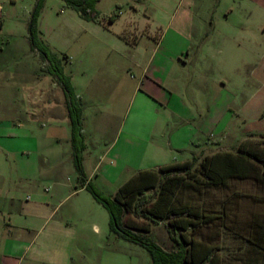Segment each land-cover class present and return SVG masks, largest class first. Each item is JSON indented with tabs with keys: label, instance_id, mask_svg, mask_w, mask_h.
Listing matches in <instances>:
<instances>
[{
	"label": "rangeland",
	"instance_id": "obj_1",
	"mask_svg": "<svg viewBox=\"0 0 264 264\" xmlns=\"http://www.w3.org/2000/svg\"><path fill=\"white\" fill-rule=\"evenodd\" d=\"M37 2L0 0L4 16L0 19V26L4 23L0 33V153L19 172L5 178L0 206L13 211L11 194L16 192L19 210L25 203V212L31 214L29 203H46L35 212L46 214L48 210L54 212L55 221L67 219L75 231L66 234L76 233V237L72 241L73 255L66 258V264H152L145 247L111 232L108 211L89 192L72 194L80 186L75 177L71 124L46 119L32 124L23 111L27 95L23 93L33 87L49 88L55 101L64 97L45 61L31 51L27 25ZM97 10L99 22H89L64 0H44L38 20L41 41L61 60L72 85H77L74 91L86 124V168L96 164L122 134L149 138L160 119L169 118L164 138L168 149L169 142L186 146L191 138L201 141V149L209 153L216 149L236 150L238 142L245 138L264 141V0H102ZM112 16L117 18L115 23L109 21ZM164 33L169 48L175 53L184 50L188 60V67L177 74L181 81L174 85L176 96L167 108L142 93L143 89L141 94L136 93L141 79L131 64L138 41L143 49H148ZM145 54L137 59L148 57ZM18 75L22 78L16 79ZM55 127L67 129L70 141L49 139L48 131L58 133L53 130ZM30 134L35 138H30ZM155 147L132 149L128 160L120 162L127 163L126 178L159 168H153L159 156ZM187 156L188 151L182 150L178 160L184 161ZM58 170L66 173L60 179V192L53 183V174L51 178L48 175ZM89 182L108 197H113L121 186L104 180L101 172ZM241 184L236 185L246 193L256 192L251 181ZM234 186L235 183L231 190L207 188L199 200L208 209L216 207L231 198ZM156 192H148L150 200ZM190 195L187 193L188 198ZM251 206L250 202L243 204L245 211ZM23 222H27L26 218ZM41 224L35 221V231L26 237L35 236ZM205 231L213 236L216 228ZM151 237L163 247L171 246L166 221L153 226ZM44 239L45 235L40 240L43 250L66 251V245L43 244ZM222 246L240 251L235 262L250 260L247 250L241 252L245 244L236 242L228 233L220 242ZM232 259L223 258L224 262Z\"/></svg>",
	"mask_w": 264,
	"mask_h": 264
},
{
	"label": "crops",
	"instance_id": "obj_2",
	"mask_svg": "<svg viewBox=\"0 0 264 264\" xmlns=\"http://www.w3.org/2000/svg\"><path fill=\"white\" fill-rule=\"evenodd\" d=\"M3 16V9L0 10V19ZM117 20V18H116ZM116 20L113 22L115 23ZM99 22V21H98ZM29 23V22H28ZM28 27V25H27ZM4 31V23L0 26V33ZM29 38V36H28ZM150 47L148 49H143L141 47L140 41L135 45L134 50L137 52L131 64L135 66L140 75V84L137 87L136 93H140L143 89L142 93H145L151 97V99L162 105L164 108H167L171 105L173 98L176 96L175 84L181 81L177 77L181 75V72L184 71L188 67V60L184 56V50L182 52L175 53L173 48H169V46L165 42V33L162 36L161 40L156 43H150ZM126 47V45H125ZM144 51V52H143ZM139 52H142L140 54ZM148 57L144 59H137L138 55H147ZM34 53V52H33ZM189 54H187L188 56ZM178 74V75H177ZM22 75H18L16 79H21ZM35 77V75H34ZM259 82L258 78L257 81ZM75 90H77V85L73 84ZM16 90L13 92L15 93ZM121 91V90H120ZM258 91V88L256 92ZM12 92V93H13ZM50 89L45 87L36 86L31 90L25 91L23 93L27 94L26 100H24L25 107H23V111L28 115L27 119L35 123L36 120L46 119L48 122H60L62 123H70V119L68 116V110L66 107V99L65 95L63 100L55 101L50 96ZM17 94L18 91H17ZM141 94V93H140ZM119 103V101L117 102ZM58 104V105H57ZM168 105V106H167ZM183 108H185L184 104L181 103ZM116 111L119 109L115 106ZM167 110V109H166ZM62 118V119H61ZM58 122V123H59ZM169 124V118L166 120L160 119L158 123L154 124L155 127L152 128L151 135L149 138H142L140 135H131L128 132L124 135H120L114 142L111 144L110 148L103 154V156L98 160L96 164H94L90 169L86 168V161H84V167L86 169V174L89 176L90 180L92 177L97 176L99 172H101L102 178L109 183L112 184H120L123 186L126 182H128L132 177H125V168L127 167V163L120 165V162H126L128 160V154L131 153L132 149H136L139 147L141 150V146H156L157 156L159 155L161 158L157 163L153 166V168H157L160 166H167L176 163L190 162L195 158L198 159L196 166L205 159L207 156H211L217 152H234L236 153L238 147L241 143L246 140L258 142L264 145V141H256L254 139L245 138L242 141L238 142V146L236 150H227V149H216L212 153L207 151H203L201 149V141H198L194 138H191L188 141L186 146H174L169 142L170 149L165 147L164 138L166 135V125ZM5 128L9 126L4 125ZM58 128V129H57ZM11 129V128H10ZM3 130V123L0 121V137L1 131ZM53 130H57L58 133L54 131H48L46 136L49 139H57L61 138L67 141H70V132L65 128L55 127ZM83 134H86V124L83 121ZM123 136V137H122ZM122 137V138H121ZM192 137V135H191ZM30 138L34 139V134H30ZM189 138V137H188ZM162 142H161V141ZM155 141H160L161 143L156 144ZM198 141V142H197ZM37 145H39V141L37 140ZM121 144V145H120ZM174 146V147H173ZM197 148V151L194 149ZM3 145L0 139V151H2ZM188 151L187 159L184 161L178 160V155L182 151ZM142 153L145 152L141 151ZM0 153V193L3 189L4 180L8 175L19 174L12 165H8L6 158L2 156ZM110 160V163L105 165L106 160ZM114 161V162H113ZM116 161V162H115ZM195 166V167H196ZM16 172H15V171ZM148 170V169H147ZM150 170V169H149ZM264 167L261 172L263 173ZM260 173L256 178L243 179L240 177L229 179L226 182L225 186H220V189H229L231 190V185L235 183L233 188V195L229 199H224L219 203L216 207H211L208 209L206 204L203 203V207L210 210L211 214L217 215L220 217V220H217L215 223L209 227H215L216 232L215 235H208L207 229L209 227L202 228V231L199 232L196 237L198 240H204L211 245H215L219 248V257L222 258H233L228 262H223V264H247L235 262L237 260L238 253L237 248L235 251L233 249H224L223 246L220 247V242H223L225 233H228L230 236H233V239L236 242H243L245 244V248L241 250H247L248 255L250 256L249 263L256 264H264V251L261 249L253 248V246L247 242L245 237H247V231L244 229L245 225L251 224L255 226L256 224H261L264 226V176ZM53 174L54 184L58 187L57 191L60 192V186L62 183L60 179L66 175L65 170L51 171L48 173L50 178ZM19 176V175H17ZM77 176V182L79 183V177ZM251 181L255 185L256 192L254 193H246L240 186L236 184H241ZM242 185V184H241ZM120 186V187H121ZM88 191L84 188H79L77 191L72 194H81L87 193ZM231 192V191H230ZM15 193L11 194V202L13 211L7 212L0 206V264H66V258H70L73 255V239H75L76 233L71 236L66 234L68 231H75L74 226L65 218L59 221H55L53 217L54 212H49L47 210L46 214H40L35 212L39 206L45 204H40L38 202L29 203V213L27 214L24 210L25 203L21 206V210L17 208V198ZM191 194V192H188ZM228 198V197H227ZM245 202H250L252 205L249 211H245L243 208V204ZM7 215V216H6ZM41 215V216H40ZM25 216V217H24ZM26 218L27 222L24 223L23 220ZM41 222V226L39 230L36 232L35 236L30 238L26 237V234H31V232L35 231L33 228L34 222ZM264 230V229H263ZM45 235V239L43 240V244H58V245H66V251H46L43 250V246L41 244V237ZM38 243V247H37ZM40 243V244H39ZM264 245V240L260 241ZM42 249V251H41ZM240 252V251H239ZM64 260L63 262H61ZM70 260V259H69ZM224 261V260H223ZM70 264V261L67 262Z\"/></svg>",
	"mask_w": 264,
	"mask_h": 264
},
{
	"label": "trees",
	"instance_id": "obj_3",
	"mask_svg": "<svg viewBox=\"0 0 264 264\" xmlns=\"http://www.w3.org/2000/svg\"><path fill=\"white\" fill-rule=\"evenodd\" d=\"M89 22H98L100 13L97 5L102 0H64ZM44 0H38L28 23L31 51L39 53L45 61L47 70L62 88L71 124V144L74 166L79 177L80 188L86 189L94 199L103 205L110 216V230L119 238L145 247L152 258V264H223L219 248L196 235L202 228L209 227L220 217L211 214L203 207L199 196L207 188L225 186L229 179L256 178L264 167V145L246 140L240 144L236 153L217 152L198 159L159 167L155 170L139 172L121 186L113 197L104 195L93 183L89 182L83 153L86 149L83 134V109L75 94L71 79L64 72L58 56L40 39L38 20ZM116 16L110 17L113 23ZM196 166V167H195ZM264 176V171L262 173ZM156 190L150 200L148 192ZM191 192L188 198L187 193ZM185 194V198H184ZM166 221L171 240L170 247H163L151 237L152 228ZM245 239L253 248L264 251V226L245 225ZM243 260L241 263H249ZM256 264V263H254Z\"/></svg>",
	"mask_w": 264,
	"mask_h": 264
}]
</instances>
